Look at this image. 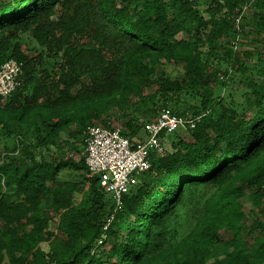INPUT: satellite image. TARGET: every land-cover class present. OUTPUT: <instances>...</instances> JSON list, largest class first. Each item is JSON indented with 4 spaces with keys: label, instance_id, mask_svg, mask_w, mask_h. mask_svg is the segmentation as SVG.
<instances>
[{
    "label": "trees",
    "instance_id": "obj_1",
    "mask_svg": "<svg viewBox=\"0 0 264 264\" xmlns=\"http://www.w3.org/2000/svg\"><path fill=\"white\" fill-rule=\"evenodd\" d=\"M10 58L23 68L0 103V137L16 138L0 145V264H264V0H0ZM164 62L182 79L158 76ZM113 109L202 115L190 140L161 133L117 210L84 154L49 155L84 148ZM121 127L146 137L136 116Z\"/></svg>",
    "mask_w": 264,
    "mask_h": 264
},
{
    "label": "built area",
    "instance_id": "obj_2",
    "mask_svg": "<svg viewBox=\"0 0 264 264\" xmlns=\"http://www.w3.org/2000/svg\"><path fill=\"white\" fill-rule=\"evenodd\" d=\"M23 63L10 58L0 65V100L5 101L19 87ZM202 115L179 116L165 109L145 121L144 139L134 142L123 128L109 118L87 127L84 160L88 171L98 176L101 188L120 209L123 196L137 183L138 175L151 168V156L163 154L162 132L194 128Z\"/></svg>",
    "mask_w": 264,
    "mask_h": 264
},
{
    "label": "rangeland",
    "instance_id": "obj_3",
    "mask_svg": "<svg viewBox=\"0 0 264 264\" xmlns=\"http://www.w3.org/2000/svg\"><path fill=\"white\" fill-rule=\"evenodd\" d=\"M245 10L247 11V18H249L251 13L254 11L253 8H246ZM252 38H254V35L249 34V36L247 38L245 36H240L237 39V41H235L234 50L237 51V54H239L241 56V55H243V52L245 50H247V49L254 50L256 48L255 47L256 45L254 43L249 42V40H251ZM228 39L229 38L225 39V41ZM31 42L34 43L32 40H31ZM27 52H31L33 55L37 53L33 50L27 51ZM157 74H158V76H165V77H169V78L182 79V76L184 74V69L180 63L164 62L163 65H161V67L158 69ZM220 94L223 96V95L227 94V91L222 89ZM194 102L195 101H193L192 103H194ZM171 106L172 105H169L168 107L171 108ZM183 106L185 107V103H182V107ZM169 108H167V109H169ZM155 115H157V113L150 112V111L145 112V113H142L139 111H134V112H131L130 115H127V114L119 113L117 111V109H113L112 112L104 115L103 117L109 118L114 124H118L121 127L122 121L127 120L133 116L138 117L139 121L141 123H144L145 121L154 118ZM176 133L178 135L182 136L183 138H185L186 140H190V136L187 134V131L184 128H181ZM142 134L144 137V135H145L144 130H142ZM71 140L73 141V139H71ZM60 142H61L62 146L64 147L63 150L57 148L55 145L52 146V148L50 150V154H49L50 158L54 157L55 160H58L59 158H61L63 156H69L75 161L81 160V158L83 156V152H84V148H83L82 144L79 143V144H77V147H75V149H70V148H68L69 144L63 143L62 140ZM15 144H16V138H14V137H10V138H1L0 137V145H7L9 148H12ZM78 175H79V173L76 172L75 170L67 169V170H64L61 172L60 180L61 181H65V180L73 181L75 179H78ZM241 202L243 203L244 209L247 212L252 211V210L254 212H257L256 209L254 208L251 200L248 197L245 196V197L241 198ZM182 223L184 224V221H182ZM55 225H56L55 222L52 221L51 222V228L54 229ZM183 231H184V229L182 230V232ZM223 235L226 238L228 237V234L225 232H223Z\"/></svg>",
    "mask_w": 264,
    "mask_h": 264
},
{
    "label": "crops",
    "instance_id": "obj_4",
    "mask_svg": "<svg viewBox=\"0 0 264 264\" xmlns=\"http://www.w3.org/2000/svg\"><path fill=\"white\" fill-rule=\"evenodd\" d=\"M3 102H6V100H5V101H1V100H0V103H3Z\"/></svg>",
    "mask_w": 264,
    "mask_h": 264
}]
</instances>
